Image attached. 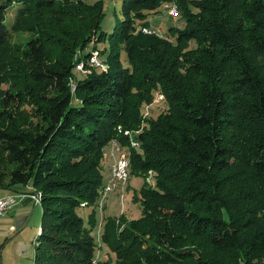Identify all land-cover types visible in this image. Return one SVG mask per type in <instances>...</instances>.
<instances>
[{"label": "trees", "instance_id": "obj_1", "mask_svg": "<svg viewBox=\"0 0 264 264\" xmlns=\"http://www.w3.org/2000/svg\"><path fill=\"white\" fill-rule=\"evenodd\" d=\"M165 1L122 0L107 32L104 0H0V56L23 57L0 73L14 80L2 92L0 189L41 194L33 264H264V0H170L184 24L160 34L148 11ZM17 31L35 37L10 55ZM93 36L108 43L95 69ZM155 91L168 110L146 119ZM113 140L145 179L139 218L106 217L114 261L97 259L93 234Z\"/></svg>", "mask_w": 264, "mask_h": 264}, {"label": "rangeland", "instance_id": "obj_2", "mask_svg": "<svg viewBox=\"0 0 264 264\" xmlns=\"http://www.w3.org/2000/svg\"><path fill=\"white\" fill-rule=\"evenodd\" d=\"M85 1L92 3L95 0H85ZM103 6L105 11V16L103 17L102 20V30L111 32L113 28L117 24H120L124 18L121 11L122 0H104ZM173 6L177 8L178 10L177 14H172L170 12ZM17 7L18 4H14L13 7L9 8L7 14L8 25H11L15 21L16 19L15 14ZM148 15L153 25V28L157 30L160 34L166 33L167 29L171 25L182 27L184 24V21L182 20L181 17L179 4L176 1H170V0L165 1L162 3L160 7L149 9ZM70 22L72 23L73 20H71ZM34 37L35 34L28 31L12 32L8 40L10 55H15V52H11V49L12 50H15L16 48H20L22 50L26 49L27 43L29 42L30 39ZM192 46H194V44H192ZM50 47L52 54L55 55L57 52V46L55 44H51ZM107 47H108L107 42L105 41L98 42V40L94 36L92 37L90 43L88 44V49L92 50L94 48L93 54L98 56L101 54V50H104ZM95 55L91 57V60L95 57ZM22 59H23L22 56L15 58V57H5V56L3 57L1 55L0 73H9L10 71H12L11 67H17L22 61ZM87 60H88L87 62H89L90 57ZM91 60L90 63L86 62L88 64L87 65L88 68H93V69L101 68V66L103 65V62L101 60L100 61L102 63L98 62V64L92 63ZM79 70L82 72H78V71L76 72L77 78L79 77L81 78L83 74L85 75L86 73H89L86 72L85 69L82 70V68ZM87 70L90 71V69ZM7 75H11V74H6V77H8ZM72 81L73 80H71V84ZM13 82L14 80L12 79L9 80L8 82H3L0 84V110L4 109L2 92L12 89ZM13 107L14 105L11 106V109ZM21 108L22 110L25 111V113L28 115L29 118L36 119V114L33 111L32 104H30L27 101L23 102ZM167 110H168V102L166 101L164 94H162L160 91H155L152 102L144 105L143 114L146 119L149 117L154 118L157 117L161 112ZM125 154L127 155L126 152ZM110 171H111V165H110ZM148 181L151 185L154 184V180L151 177V174H149ZM144 182L145 179L142 176L131 175L130 177H128L127 185L123 189L109 192L106 198H104L103 200L101 199L102 205L100 204V201H98L97 207H99V209L97 210V214H96L97 223L93 231V234L95 235L96 241L98 243L97 252H96L97 259H111L113 261L116 259V254L113 251H111V249L101 241V233L106 221V217L107 216L119 217L123 213L127 220L139 218L141 216V207L139 202H136L135 199L136 196H138L140 189L144 185ZM34 196L39 197L40 198L39 203H41V194L39 193ZM91 211L92 208L90 206L84 207L80 209V214L82 217L85 218V220H87ZM4 249L6 250L5 258L3 260V253H1L0 264H32L33 262V258H34L33 255L31 256L29 255L30 257L19 256V253L17 252V250H15V246L13 244H9L8 246L5 245Z\"/></svg>", "mask_w": 264, "mask_h": 264}, {"label": "crops", "instance_id": "obj_3", "mask_svg": "<svg viewBox=\"0 0 264 264\" xmlns=\"http://www.w3.org/2000/svg\"><path fill=\"white\" fill-rule=\"evenodd\" d=\"M110 152L111 145L105 150L107 179L112 162V158L108 156ZM32 194L34 193L29 185H17L10 189H0V196H15V202L11 209L0 217V255L3 253V260L6 253L4 247L9 244L15 246V250H17L21 257L34 256L35 240L42 224V206L39 203L40 201L35 196L33 197ZM96 209L98 210L99 207Z\"/></svg>", "mask_w": 264, "mask_h": 264}, {"label": "built area", "instance_id": "obj_4", "mask_svg": "<svg viewBox=\"0 0 264 264\" xmlns=\"http://www.w3.org/2000/svg\"><path fill=\"white\" fill-rule=\"evenodd\" d=\"M177 9V8H175ZM95 61H100L98 55H95ZM73 80V79H71ZM135 143H138L137 141ZM111 152L108 154L112 158L111 172L108 177V181L101 191L99 198L100 204L101 199L107 197V194L114 190L123 189L127 183H125L124 165L121 163V144L115 143V140L111 142ZM34 197V194L32 195ZM15 202V196L6 195L0 196V217L7 213Z\"/></svg>", "mask_w": 264, "mask_h": 264}, {"label": "bare ground", "instance_id": "obj_5", "mask_svg": "<svg viewBox=\"0 0 264 264\" xmlns=\"http://www.w3.org/2000/svg\"><path fill=\"white\" fill-rule=\"evenodd\" d=\"M170 12L172 13V14H177V12H178V10L177 9H175V7L173 6L172 8H171V10H170ZM142 30H143V32H145V33H149V30L147 29V28H142ZM91 60V59H90ZM92 61V63H95V64H98V62L99 61H95V57L91 60ZM90 62V61H89ZM83 69V65H80L79 66V69ZM115 143H117V142H115ZM131 144L133 145V146H135V145H137V143H135V141H131ZM129 156H127L126 154H125V152H124V150L122 149V147H121V163L124 165V175H125V183H127L128 182V177H129V163H130V160H129V158H128ZM111 172V171H110ZM35 198H37V200H39L40 201V198L39 197H37V196H35Z\"/></svg>", "mask_w": 264, "mask_h": 264}]
</instances>
